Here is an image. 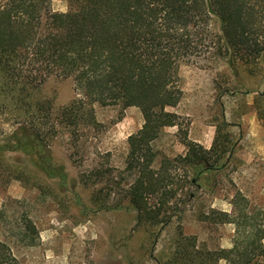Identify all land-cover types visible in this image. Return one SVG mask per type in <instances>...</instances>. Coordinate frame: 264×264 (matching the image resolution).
<instances>
[{
    "label": "rangeland",
    "instance_id": "1",
    "mask_svg": "<svg viewBox=\"0 0 264 264\" xmlns=\"http://www.w3.org/2000/svg\"><path fill=\"white\" fill-rule=\"evenodd\" d=\"M49 5L67 9L66 0ZM243 20L263 48L256 61L212 50L181 62L180 99L165 107L176 124L160 128L131 156L128 138L143 123L138 107L102 105L71 77L49 75L32 94L43 101L34 110L45 115L35 130L19 118L22 102L0 90V146L14 148L0 147V239L18 264H198L196 250L232 245L234 225L214 221L213 212H231L237 191L264 209V126L256 116L259 94L264 103V0H246ZM210 30L219 32L216 16ZM74 97L91 118L53 119ZM221 120L227 125L220 134L229 137L222 165L182 160V140L208 149ZM39 149L51 163L35 154ZM140 183L144 190L134 202Z\"/></svg>",
    "mask_w": 264,
    "mask_h": 264
},
{
    "label": "trees",
    "instance_id": "2",
    "mask_svg": "<svg viewBox=\"0 0 264 264\" xmlns=\"http://www.w3.org/2000/svg\"><path fill=\"white\" fill-rule=\"evenodd\" d=\"M66 1V11L55 12L49 0H0V90L22 102L25 110L19 118L35 130L39 129L35 124L38 118L45 115L34 110L33 106L43 101L32 94L49 75L71 77L84 96L102 105L138 107L143 123L128 138L130 156L155 138L160 128L176 124V114L165 107L180 99L177 70L181 62L215 50L222 55H238L249 64L263 49L250 38L243 20L246 0ZM212 16L219 20V32L215 34L210 30ZM260 98L261 94L256 101V116L264 126ZM82 104L81 98L74 97L55 112L53 119L59 115L67 124L90 119ZM221 125L227 122L221 120L216 125L208 149L184 138L182 160L192 165H222L228 150L224 142L229 137L221 136ZM35 135L34 145L41 148L42 138ZM0 147L14 150L7 143ZM35 154L51 163L40 149ZM143 190L141 183L135 185L132 201L137 202ZM145 190L153 192L149 185ZM230 202L231 212L216 210L212 217L234 225L232 245L196 250L202 256L198 264L206 263L203 258L211 264L221 258L226 264H264V209L251 207L239 191ZM26 230L32 232L33 225L27 223ZM0 263L18 264L2 239Z\"/></svg>",
    "mask_w": 264,
    "mask_h": 264
},
{
    "label": "crops",
    "instance_id": "3",
    "mask_svg": "<svg viewBox=\"0 0 264 264\" xmlns=\"http://www.w3.org/2000/svg\"><path fill=\"white\" fill-rule=\"evenodd\" d=\"M215 133V132H214ZM212 143V142H211Z\"/></svg>",
    "mask_w": 264,
    "mask_h": 264
}]
</instances>
